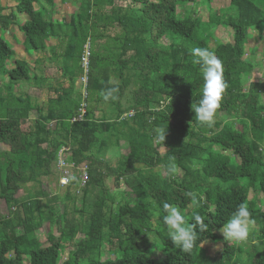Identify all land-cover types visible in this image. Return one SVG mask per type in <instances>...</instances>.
I'll use <instances>...</instances> for the list:
<instances>
[{
  "label": "trees",
  "instance_id": "trees-1",
  "mask_svg": "<svg viewBox=\"0 0 264 264\" xmlns=\"http://www.w3.org/2000/svg\"><path fill=\"white\" fill-rule=\"evenodd\" d=\"M115 1L74 3L76 10L68 20L53 19L46 0H16L13 7L0 5V75L8 78L7 92L0 95V145L8 148L0 151V199L14 203L18 208L15 220L21 223L18 233L13 220L0 214V264H240L242 253L264 250V210L256 199H249L250 192L264 194L260 147L264 139V82L249 81L257 63L244 58L247 30L264 24V10L253 0H229L225 15L217 17L208 6L211 0H136L138 7ZM201 5L212 14L206 21L197 13ZM18 16L27 19L29 26L21 31L26 52L41 49L46 39L62 34V70L69 79L76 75L67 71V62L76 63L81 77L80 58L84 45L89 43L83 120L72 121L83 100L79 91L54 89L56 95L45 114L30 105L27 95L15 96L11 92L9 86L30 79L26 63L13 61L15 51L8 42L9 38L17 42L12 26ZM218 25L232 31L231 43L215 41L213 49L223 61L229 87L217 110L220 115L209 127L197 121L191 108L201 99L203 86L201 68L193 63L192 50L208 48L207 40L214 38L212 29ZM115 26L120 28L118 35L102 34ZM104 37L113 42L112 48L102 43L104 52L92 50V41L97 45L96 41ZM10 60L13 65L8 68ZM108 74L118 82H111ZM131 83L138 84L133 90V114L121 120L124 112L117 101ZM110 87L118 88L116 101H108L116 108L114 118H105L104 113L97 118L88 104L105 102L101 93ZM221 114L230 118L223 119ZM28 119L32 124L23 130ZM51 120L56 121L54 129L46 126ZM159 127H166L163 144L155 136ZM111 147L115 149L114 165L103 157ZM159 147L166 149L161 155ZM60 148L68 154L62 157L64 162L75 169L71 183L76 187L80 183L78 168L86 166L87 179L80 187L82 200L89 192L104 191V203L93 205L85 223L83 219H66L65 206H54L58 197L48 196L40 188L39 179L50 174L52 164L56 166ZM170 157H175L177 165L171 176L166 173ZM135 164L146 169H137ZM97 166L129 187V192H118L125 203L115 210H104L106 198L112 200L114 196L103 184L107 175L96 171ZM92 170L96 174L92 175ZM25 182L35 183L38 190L33 196L14 197L19 183ZM142 195L151 201H143ZM44 196L47 198L43 207L40 200ZM193 196L200 201V207L193 206ZM65 197L68 200L67 194ZM164 203L177 206L189 223H195L194 215H201L209 224L210 231L199 234L190 252L182 251L169 238L163 221ZM241 203L247 204L255 220L252 230L258 229L259 233L248 237L252 249L247 247L243 252L238 248L240 256L235 258V245L224 244L218 258H205L201 244L219 240L216 231ZM44 221L55 224L58 231L57 237L48 238L46 246L37 237ZM79 221L77 230L75 223ZM77 233L80 236L66 261L58 263L65 249L63 242L66 238L72 240ZM152 241L160 242L161 258L148 253ZM250 258L248 264H264V251Z\"/></svg>",
  "mask_w": 264,
  "mask_h": 264
},
{
  "label": "rangeland",
  "instance_id": "rangeland-1",
  "mask_svg": "<svg viewBox=\"0 0 264 264\" xmlns=\"http://www.w3.org/2000/svg\"><path fill=\"white\" fill-rule=\"evenodd\" d=\"M16 0H0V5L2 6H14ZM43 2V0H41ZM84 3V0H64L61 2L60 0H46L45 6L52 10V18L53 19H65L68 20L70 13L73 10H76V6H74V3ZM211 3L208 4V6L212 7V9L215 11L213 15L220 17L222 16L225 11L229 7V0H211ZM253 2L259 6L261 9L264 10V0H253ZM116 4L119 5H132L134 7H138L140 4L136 0H117L115 1ZM187 6H191V4L187 3ZM36 6V5H35ZM233 10L228 11V14L231 13ZM104 12V9H103ZM197 13L198 16L204 21H206L207 18L212 16V14H208V11L204 5L197 7ZM225 15V14H224ZM223 15V16H224ZM27 19L22 18V16H18L16 19V22L13 28V34L16 38L17 42L11 41V38L8 39V42L12 44L13 49L15 51L13 61L15 59L19 61H23L26 63V68L29 72V78L26 81H19L15 84L9 86L11 88V92L15 94V96H24L27 95V98L29 100V103L32 107H38L41 109L42 114H45L49 108H51L52 100L51 98L55 96L54 89H70L73 92L79 91V94H81V82L80 78L77 73V65L76 63L69 61L66 64L67 71L71 74H75L76 76L69 77L63 75L62 70V57L61 55L64 53L65 50V38L61 37H50L45 40L44 46L41 49H38L36 51H29L26 52L23 49L22 45V29H28V24L26 22ZM94 19H92L93 21ZM97 20V19H95ZM94 20V21H95ZM100 20V18H99ZM20 29V30H19ZM69 31V29H67ZM103 35L108 34L110 36L112 35H118L120 33V28L118 26H115L114 28H109L107 32L101 31ZM248 32V38L247 43L245 46V52H244V58L248 60H252V62L257 63V65L253 68L252 73L250 74L249 81H261L264 82V24L260 25L259 27H252L247 30ZM212 33L214 38H210L207 40V46L210 50L214 49L215 41H219L221 43H231L232 41V31L230 28L218 25L215 28L212 29ZM5 36L7 37L8 34L5 33ZM215 39V40H214ZM97 45H95V42L92 41V50L99 49L100 51L104 52L103 48H101L102 43H104L105 47L107 49H111L113 46V42L109 41L106 37L100 41H96ZM13 61H8V68L12 67ZM109 75V79L111 82H118L111 74ZM8 83V78L5 75H0V95L5 94L6 91V84ZM138 84H130L125 91L123 92L122 96L118 98V103L120 105V108L122 112L129 113L132 112L131 106L134 102L133 97V90L136 89ZM87 92V91H86ZM88 93V92H87ZM116 101V100H113ZM89 102V101H88ZM262 107L264 109V95L262 96ZM88 106H92V109L95 111V115L97 118L102 117L103 113L105 114V118H114L115 110L116 108L111 105L109 102H91L88 104ZM123 113V114H124ZM131 114V116H132ZM219 116L220 114H216V116ZM131 116L124 117L123 115L119 119H129ZM223 119H229L230 116H226L224 114H221ZM32 121L31 119H28V122L23 125L21 128L24 130L27 126L31 125ZM124 143L121 144L123 148ZM261 150L263 152V158H264V139L260 143ZM7 146L0 145V151L7 150ZM114 147L109 148L107 151H105V159H109L110 163L112 165L115 164L116 160L113 158L114 154ZM123 151V150H122ZM158 153L161 155L163 154L166 149L164 147H159L157 149ZM243 163L246 161L244 159ZM264 160V159H263ZM103 166V165H102ZM135 168L140 170H145L146 167L141 164H135ZM96 171L97 169L99 171H104V173L107 175L108 178H105V182L103 184L107 186V188L111 191H113L114 198L111 200L110 198H106L105 200V207L104 210H115L120 205H123L125 203V198L121 194H118L120 191H127L129 192V187H127L123 180L119 179V181H116L115 175L111 172H108L104 169V167L97 166L95 167ZM158 167L155 168L157 170ZM75 170V169H74ZM72 171L61 168L58 169L57 165L52 164L50 166V174L47 176H41L40 177V188L49 196V195H56L58 197V202L54 206H65V215L64 217L66 219L72 220V221H78L82 220L84 223L86 222V219L88 218L89 214L93 210V205L95 203L103 202L104 203V191H99L97 194L93 192H89L84 197V200L81 199V195H83V192H81V189L79 187H76L73 183L69 188H66V185H61L60 183V177L62 175H70ZM92 175L96 174L95 171H91ZM76 176V172L74 173ZM70 178V176H69ZM81 187V186H80ZM38 186L33 182H25V183H19V188L14 194V197L23 198L25 195L33 196V194L38 190ZM101 189V187H100ZM97 190V189H96ZM115 192V193H114ZM68 195V200L65 197V195ZM47 197H42L40 200L41 205L44 207L46 203ZM256 199V204L264 210V194L257 193L254 194L252 192L249 193V199L253 200ZM140 199L143 201H151V199L147 195L140 196ZM16 206L14 203L10 200H7V202L4 199H0V214L6 215L9 218H11L14 222V225L17 227L18 233L21 231V223L18 220H15V211ZM22 214L21 211L19 212V215ZM21 216V215H20ZM62 223V222H61ZM76 229L80 225H77L75 223ZM253 228V227H252ZM216 234L218 235V241H210L206 240L201 244V251L202 254L205 256V258H218L223 250V245L226 244V246L229 245H235L233 250V256L237 258L240 256V248L243 249V252L245 249L247 250V247L249 249H252L249 247V239L247 241L242 243H235V242H226L223 240V235L220 232V230L216 231ZM258 233V229H251L249 236H254ZM58 231L57 226L55 224H50L47 221H44L41 228L37 232V237L39 241L42 243V246L48 245V238L49 237H57ZM80 234L77 233L75 238L72 240H66L63 242L64 245V251L60 252V257L58 259V263H62L66 261L69 250L73 249L74 243L77 241V238H79ZM150 238H154L152 234L149 235ZM153 242V247L149 248L148 253H153L155 256H158V258H161V248L160 242L157 244L156 242ZM154 243H156L154 245ZM234 243V244H232ZM148 245V244H145ZM262 249H253L250 251L251 253L246 255L244 253L241 254V257L243 260L240 264H248L250 263V256L256 255L259 252H263ZM156 252V253H155ZM150 253V254H151ZM246 256V257H245ZM240 257V258H241ZM241 258V259H242ZM25 261H27V256L25 257ZM85 263V261L83 260Z\"/></svg>",
  "mask_w": 264,
  "mask_h": 264
},
{
  "label": "clouds",
  "instance_id": "clouds-1",
  "mask_svg": "<svg viewBox=\"0 0 264 264\" xmlns=\"http://www.w3.org/2000/svg\"><path fill=\"white\" fill-rule=\"evenodd\" d=\"M192 55L194 57L193 63L201 68L203 86L201 99L197 104L191 105V108L199 123L211 127L215 122L217 110L221 107L223 95L229 87L223 75V61L213 50L207 47L194 48ZM117 92V87H110L103 91L101 95L103 100L108 102L116 99ZM166 134V127L155 129L156 140L160 144H163ZM169 159L170 163L166 166V173L171 176L177 171V165L175 157ZM189 195L192 196L191 193ZM192 204L194 207H200V201L194 196ZM163 210L165 212L163 221L168 227L169 238L174 245L179 246L184 252H190L197 245L200 233L210 231L209 224L205 222V218L201 215H194L195 223H189L177 206L164 203ZM254 224L255 220L252 218L247 204L241 203L222 225L220 232L224 241L242 243L247 241Z\"/></svg>",
  "mask_w": 264,
  "mask_h": 264
},
{
  "label": "built area",
  "instance_id": "built-area-1",
  "mask_svg": "<svg viewBox=\"0 0 264 264\" xmlns=\"http://www.w3.org/2000/svg\"><path fill=\"white\" fill-rule=\"evenodd\" d=\"M89 53H90L89 52V43H86L84 45V49H83V52H82V55H81V58H80V66H81L82 71H83V74H82V76L80 78L83 100L80 103V107L78 109L77 116L74 117L72 119V121H80V120H83L84 117H85L86 103L84 101V98L86 96L85 85H86V82H87L86 74H87V70H88ZM131 114L132 113L129 112V113L124 114L123 116L127 117V116H131ZM55 124H56V121L51 120V121L46 123V126L49 129H54L55 128ZM63 156L64 157L68 156V154H66V150L64 148H60L58 150V158H57V162H56L57 168L58 169L65 168V169H68V170L72 171V173L70 175H68V174L62 175L60 177V179H59L61 185H66L67 186V185H69L71 183L72 177H74L75 174H74V171H73L74 170L73 165L72 164H66L64 162L63 158H62ZM78 169L80 170V173L78 175L79 182H80L78 187L80 188V186H83L85 184V181L87 179V171H86V166L80 167ZM69 176H70V178H69ZM66 180H67V182H65Z\"/></svg>",
  "mask_w": 264,
  "mask_h": 264
},
{
  "label": "crops",
  "instance_id": "crops-1",
  "mask_svg": "<svg viewBox=\"0 0 264 264\" xmlns=\"http://www.w3.org/2000/svg\"><path fill=\"white\" fill-rule=\"evenodd\" d=\"M15 3H16V1H15ZM8 38V37H7Z\"/></svg>",
  "mask_w": 264,
  "mask_h": 264
}]
</instances>
